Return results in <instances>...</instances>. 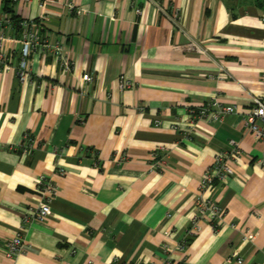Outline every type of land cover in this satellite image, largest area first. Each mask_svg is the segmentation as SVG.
<instances>
[{"label": "crops", "instance_id": "crops-1", "mask_svg": "<svg viewBox=\"0 0 264 264\" xmlns=\"http://www.w3.org/2000/svg\"><path fill=\"white\" fill-rule=\"evenodd\" d=\"M7 1L0 13L62 41L73 65L36 50L20 82V33L5 30L0 264H264V140L244 123L252 96L264 100V6L157 0L164 13L148 0ZM121 77L132 86L121 89ZM213 98L235 111L191 124L189 110ZM235 149L234 174L201 190L215 155ZM41 175L57 191L37 221ZM199 197L224 214L186 236ZM17 234L23 249L9 260L4 245Z\"/></svg>", "mask_w": 264, "mask_h": 264}, {"label": "built area", "instance_id": "built-area-1", "mask_svg": "<svg viewBox=\"0 0 264 264\" xmlns=\"http://www.w3.org/2000/svg\"><path fill=\"white\" fill-rule=\"evenodd\" d=\"M11 2H16L19 0H10ZM150 3L157 6V8L166 13L165 9L160 6L157 0H148ZM139 13V10H137ZM176 16V15H175ZM174 22H177L176 18L171 16ZM178 19V18H177ZM179 20V19H178ZM264 20V19H263ZM264 24V21H263ZM17 29L20 33V41L22 47L19 52V59L17 64L14 66V70L17 78L20 82H24L30 77L29 63L28 59L30 55L36 51L40 50L44 53L51 54L58 60L59 67L62 70L70 71L72 69V62L68 57L64 44L60 40H51L49 37H42L35 29L34 24L29 19H21L18 22V26L14 24L11 16L6 13H0V49L2 48V42L5 40V30L7 29ZM199 50L197 45H192ZM11 67L9 61V56L6 52L0 50V70L8 69ZM264 81V73L261 76ZM84 82L92 81L93 77L84 73L82 75ZM132 86V83L121 77L119 79V87L121 89ZM252 106L245 113L244 123L247 129L254 134L258 139L264 140V100L252 96L251 98ZM190 122H194L201 118H206L210 116V120H220L226 114L233 113L235 111L234 106L225 105L216 99L209 100L204 106H199L196 108H191L190 110ZM261 121V125L257 122ZM156 125L159 124L157 121ZM193 125L191 126V128ZM190 131V130H189ZM231 143H234L233 141ZM32 146L30 139H27V148ZM238 156V150H231L223 153H218L215 155L214 160L210 168L206 171L201 180L200 189L204 190L212 186L216 182L224 183L227 177L234 174V169L232 162H235ZM36 191L41 196L42 200L34 213V219L37 221H43L47 216L50 215V198L56 194L57 187L50 178L45 175H41L36 179ZM197 215L193 218L191 224L186 229V236L196 234L200 230L199 221L204 220L211 223L215 227L218 222L222 219L224 210L220 205L212 200L211 198L199 199L196 202ZM23 249V239L21 235L17 234L14 238L8 240L3 249L5 257L9 260H13L14 257ZM183 249V247H182ZM231 257H237L235 253ZM237 261L242 263L241 258L237 257Z\"/></svg>", "mask_w": 264, "mask_h": 264}, {"label": "trees", "instance_id": "trees-1", "mask_svg": "<svg viewBox=\"0 0 264 264\" xmlns=\"http://www.w3.org/2000/svg\"><path fill=\"white\" fill-rule=\"evenodd\" d=\"M260 5H262V6H264V0H256ZM7 3H11V1H7ZM10 10L8 9V12H9ZM12 20L14 21V24L16 25V27L18 26V22L21 20V19H19V18H16V17H14L13 15H12Z\"/></svg>", "mask_w": 264, "mask_h": 264}]
</instances>
